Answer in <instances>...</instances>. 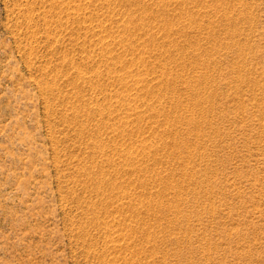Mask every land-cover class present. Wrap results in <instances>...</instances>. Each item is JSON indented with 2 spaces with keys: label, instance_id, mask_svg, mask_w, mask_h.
Instances as JSON below:
<instances>
[{
  "label": "rangeland",
  "instance_id": "rangeland-1",
  "mask_svg": "<svg viewBox=\"0 0 264 264\" xmlns=\"http://www.w3.org/2000/svg\"><path fill=\"white\" fill-rule=\"evenodd\" d=\"M0 264H264V0H0Z\"/></svg>",
  "mask_w": 264,
  "mask_h": 264
}]
</instances>
